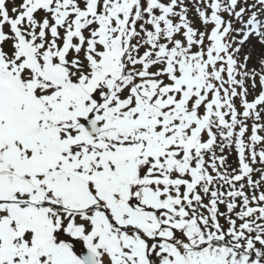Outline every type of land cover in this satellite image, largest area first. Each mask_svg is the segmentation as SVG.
<instances>
[{
	"label": "snow or ice",
	"instance_id": "1",
	"mask_svg": "<svg viewBox=\"0 0 264 264\" xmlns=\"http://www.w3.org/2000/svg\"><path fill=\"white\" fill-rule=\"evenodd\" d=\"M0 264H264V0H0Z\"/></svg>",
	"mask_w": 264,
	"mask_h": 264
}]
</instances>
